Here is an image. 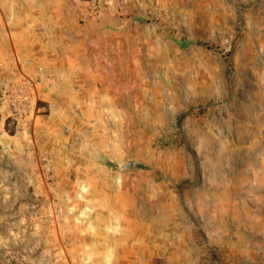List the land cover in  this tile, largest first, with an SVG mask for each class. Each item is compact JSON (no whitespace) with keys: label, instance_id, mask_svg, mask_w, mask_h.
I'll return each mask as SVG.
<instances>
[{"label":"rangeland","instance_id":"1","mask_svg":"<svg viewBox=\"0 0 264 264\" xmlns=\"http://www.w3.org/2000/svg\"><path fill=\"white\" fill-rule=\"evenodd\" d=\"M20 75L40 99L21 126L0 101V259L264 264V0H0Z\"/></svg>","mask_w":264,"mask_h":264},{"label":"built area","instance_id":"2","mask_svg":"<svg viewBox=\"0 0 264 264\" xmlns=\"http://www.w3.org/2000/svg\"><path fill=\"white\" fill-rule=\"evenodd\" d=\"M39 99L33 81L23 75L0 84V101L6 104L9 118L17 126L36 113Z\"/></svg>","mask_w":264,"mask_h":264},{"label":"water","instance_id":"3","mask_svg":"<svg viewBox=\"0 0 264 264\" xmlns=\"http://www.w3.org/2000/svg\"><path fill=\"white\" fill-rule=\"evenodd\" d=\"M132 165H133V163L131 161H129L126 164H124L125 167H131Z\"/></svg>","mask_w":264,"mask_h":264},{"label":"trees","instance_id":"4","mask_svg":"<svg viewBox=\"0 0 264 264\" xmlns=\"http://www.w3.org/2000/svg\"><path fill=\"white\" fill-rule=\"evenodd\" d=\"M0 264H7V263L4 262L2 259H0Z\"/></svg>","mask_w":264,"mask_h":264},{"label":"crops","instance_id":"5","mask_svg":"<svg viewBox=\"0 0 264 264\" xmlns=\"http://www.w3.org/2000/svg\"><path fill=\"white\" fill-rule=\"evenodd\" d=\"M47 95H49L48 93H47V91L45 92ZM52 95V94H51ZM54 96V95H53Z\"/></svg>","mask_w":264,"mask_h":264}]
</instances>
